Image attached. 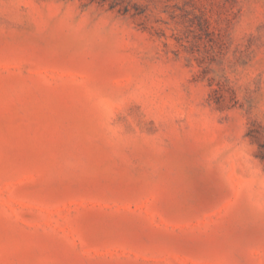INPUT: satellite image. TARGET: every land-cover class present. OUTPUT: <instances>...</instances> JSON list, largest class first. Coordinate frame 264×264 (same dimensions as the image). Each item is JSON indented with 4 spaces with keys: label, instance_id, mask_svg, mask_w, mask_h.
<instances>
[{
    "label": "rangeland",
    "instance_id": "rangeland-1",
    "mask_svg": "<svg viewBox=\"0 0 264 264\" xmlns=\"http://www.w3.org/2000/svg\"><path fill=\"white\" fill-rule=\"evenodd\" d=\"M0 264H264V0H0Z\"/></svg>",
    "mask_w": 264,
    "mask_h": 264
}]
</instances>
